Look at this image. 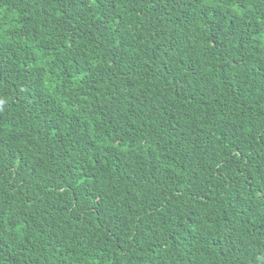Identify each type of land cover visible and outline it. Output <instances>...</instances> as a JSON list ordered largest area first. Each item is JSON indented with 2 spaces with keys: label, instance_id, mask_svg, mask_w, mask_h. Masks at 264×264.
Here are the masks:
<instances>
[{
  "label": "trees",
  "instance_id": "trees-1",
  "mask_svg": "<svg viewBox=\"0 0 264 264\" xmlns=\"http://www.w3.org/2000/svg\"><path fill=\"white\" fill-rule=\"evenodd\" d=\"M0 264H264V0H0Z\"/></svg>",
  "mask_w": 264,
  "mask_h": 264
}]
</instances>
